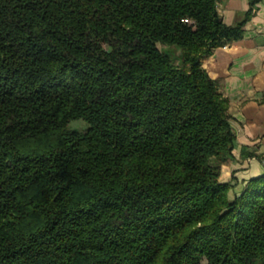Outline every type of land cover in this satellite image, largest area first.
<instances>
[{
  "label": "trees",
  "instance_id": "obj_1",
  "mask_svg": "<svg viewBox=\"0 0 264 264\" xmlns=\"http://www.w3.org/2000/svg\"><path fill=\"white\" fill-rule=\"evenodd\" d=\"M258 1L0 0V264H264V172L230 195L202 65Z\"/></svg>",
  "mask_w": 264,
  "mask_h": 264
},
{
  "label": "crops",
  "instance_id": "obj_2",
  "mask_svg": "<svg viewBox=\"0 0 264 264\" xmlns=\"http://www.w3.org/2000/svg\"><path fill=\"white\" fill-rule=\"evenodd\" d=\"M248 7L249 0H219L218 8L223 20L233 23ZM202 65L211 77L221 78L228 99L235 140L220 177L230 182L233 196L247 178L264 172V0L256 2L242 36L213 48Z\"/></svg>",
  "mask_w": 264,
  "mask_h": 264
},
{
  "label": "rangeland",
  "instance_id": "obj_3",
  "mask_svg": "<svg viewBox=\"0 0 264 264\" xmlns=\"http://www.w3.org/2000/svg\"><path fill=\"white\" fill-rule=\"evenodd\" d=\"M86 125L87 124H86L85 120H83L81 118L73 119L70 121V124H69L70 127H76L79 129L84 128Z\"/></svg>",
  "mask_w": 264,
  "mask_h": 264
},
{
  "label": "built area",
  "instance_id": "obj_4",
  "mask_svg": "<svg viewBox=\"0 0 264 264\" xmlns=\"http://www.w3.org/2000/svg\"><path fill=\"white\" fill-rule=\"evenodd\" d=\"M186 20H187V18H186Z\"/></svg>",
  "mask_w": 264,
  "mask_h": 264
}]
</instances>
